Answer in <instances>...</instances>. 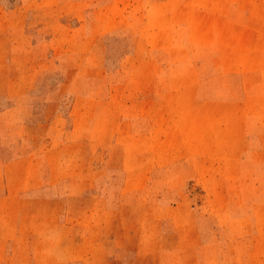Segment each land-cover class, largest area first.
<instances>
[{
  "label": "rangeland",
  "instance_id": "1",
  "mask_svg": "<svg viewBox=\"0 0 264 264\" xmlns=\"http://www.w3.org/2000/svg\"><path fill=\"white\" fill-rule=\"evenodd\" d=\"M204 48L226 57L218 65L230 59L244 68L237 106L200 104L202 92H225L197 89ZM260 87L264 0H0V123L8 106L28 105L23 127L41 136L44 152L27 178L44 183L48 171L58 178L119 165L107 175L120 178L126 202L139 204L118 219L126 235L110 239L130 247L126 264H164L167 250L194 247L198 255L201 246L230 238L242 257L264 231V155L251 152L264 140L256 134L264 131V94L254 93ZM234 110L237 132L252 138L229 169L213 144ZM8 156L17 157L16 150ZM156 166L167 167L157 180ZM4 184L2 178L0 264H94L91 254L100 250L76 251V236L62 230L67 203L52 200L53 189L10 201ZM160 198L170 200L162 207ZM12 213H27L22 242L9 229L18 225ZM76 223L96 226L102 219Z\"/></svg>",
  "mask_w": 264,
  "mask_h": 264
},
{
  "label": "crops",
  "instance_id": "2",
  "mask_svg": "<svg viewBox=\"0 0 264 264\" xmlns=\"http://www.w3.org/2000/svg\"><path fill=\"white\" fill-rule=\"evenodd\" d=\"M199 52L200 53L198 55V60L195 67V73L197 74V89L200 91H225H221L218 97L216 95L205 96V92H202V97H199L203 100L200 104L205 106L206 99H209L208 101H211L212 103H215L214 101H220L221 105L223 104L228 106H237L238 102L236 100V91L239 89L238 84H244V87H246V81L248 79L246 73H244V68L240 66L237 67L236 65L232 64L230 59L228 60V64L224 62L223 65H218L219 59L222 62V58H226L225 56H223L221 51L217 53V51L211 48H204L202 52ZM230 57L236 58L237 55L235 53L234 55H230ZM181 82L182 84L185 83L183 77L181 79ZM226 90L228 91V93L226 92ZM263 90L264 88L260 87L254 93H256V95H262L264 94V92H262ZM244 97H246V95ZM243 104L244 101H242V105ZM245 104H247V101L245 102ZM26 105H10L4 110L1 117L0 187L1 179H7L8 185H4L5 190H7L8 187V200L14 201L15 197H23L28 195V193L30 192L37 193V196H39V194L40 196H42L45 193L44 191L50 192V189H53L56 196L52 198V200L58 201V203H67V213H64L63 216L66 217L67 221L66 224L62 226V230L70 235L76 236V251L86 250L88 248H91L92 251L100 250V256L98 255V253H96L95 255L91 254V256H95L94 264H126L123 260L124 250L130 247L128 245L122 246L118 240L111 241L110 239L112 238V236H115L117 238H119L120 236L121 238H123L122 235H126L128 230H125V232H123L122 223L118 219L124 213L125 208L135 207L139 204L134 203V200L126 202L125 200L128 196H125L124 194L119 192V185L117 184V181L120 178L117 176L115 178H109V176L107 175L108 173H112V169L109 168H119V165L108 164V166L100 168L98 170L99 172L96 173L97 175L94 174L95 171L92 170L91 165L88 171H85V173H83L84 175L82 173H65L64 175H60L57 178L55 173H51L50 175L48 171V181L44 183L37 179L27 178V173H29L31 176L32 174H35V166L38 161L41 160V155L44 152V148L42 142L41 144H39L41 136L36 133L34 134L30 130H26L23 127V125L26 124V114L28 113V108H26ZM228 116L229 117L226 121H221L223 125H220V127L224 126L225 128H220L221 131L217 137L218 140L213 144V148L214 153L223 154L226 157L225 161L226 163H228L227 168L236 169V166H234L233 164L237 163L240 160V155H242L243 153L246 154V152H248L249 149L245 145V139L247 138V136H251L252 138V135L248 133L246 134L245 130L243 129H240V132H237L238 129L236 110L228 114ZM73 132L74 130L70 133ZM256 134L264 139L263 130L257 131ZM253 136L256 135L253 134ZM238 139L241 145L238 144ZM84 144H86V141ZM250 147H252V145H249V148ZM14 150H16L17 152V157L8 158V155H11ZM251 152H259L264 155V140H262L259 145H253V149L251 150ZM155 160L157 159L155 158ZM28 161L30 162L27 163ZM156 162H152V164L156 165ZM174 162L175 163L171 167H174V165H176V161ZM167 167H155L156 180L158 179V177H162L157 171L159 169H166ZM14 171H21L20 176H18L17 174L15 175ZM55 178L57 179L55 180ZM63 183L69 186H67V188L65 187L66 189L60 187ZM229 184L231 185L233 183L230 181ZM94 188L96 189V192L95 194H92V196L83 195L84 192L86 193L89 190H93ZM15 200L23 201L24 199L20 200L19 198H15ZM169 200L170 198H160L158 200L159 202H161L159 206L164 207V205L161 204L164 201ZM94 203H99V207L96 208ZM97 210L101 213H97ZM24 214L27 213H12L13 218H16L18 221V225L16 226L12 224V226L9 228H12L14 231L18 232L19 242L23 241V233L25 230L23 226ZM56 214L57 216H61L62 213ZM109 216L116 217V221L109 223ZM93 217H100L102 219V223L96 224V226L87 224L80 225L79 223H76L78 219L84 218L90 221V218ZM16 232H8V236ZM129 235H132V238L135 237V233ZM136 242H138L139 244H137L136 246L134 244L131 248L137 253L141 250V245L138 238H136ZM237 244L238 243L231 240V238L230 240L218 242L212 245L206 244L198 249V255L195 254L197 248L195 249L194 247H182L180 250H167L165 255L162 256L164 258L163 263L170 264V259H176V261H180L179 264H264V231H261L255 236H252L250 249H248L242 257H238ZM151 249L152 247L149 246L147 248L148 252L151 253ZM210 250L212 251V254L208 255L207 252ZM72 264L87 263L86 261L84 263L74 261Z\"/></svg>",
  "mask_w": 264,
  "mask_h": 264
}]
</instances>
